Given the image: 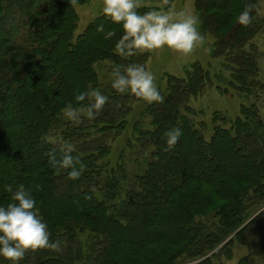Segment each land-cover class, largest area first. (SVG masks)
Returning a JSON list of instances; mask_svg holds the SVG:
<instances>
[{
  "label": "trees",
  "instance_id": "trees-1",
  "mask_svg": "<svg viewBox=\"0 0 264 264\" xmlns=\"http://www.w3.org/2000/svg\"><path fill=\"white\" fill-rule=\"evenodd\" d=\"M259 1L194 0L222 70L192 63L184 77H164L162 102L148 103L111 86L114 67L148 61L145 51H115L122 25L100 14L75 34L76 8L89 0H0V206L11 202L5 185L24 184L50 242H62V251H29L18 264H213L231 257L233 240L264 258V80L252 41L264 28ZM248 5L254 19L242 26L236 17ZM210 86L250 102L234 119L214 112L205 121L188 102ZM89 88L109 100L76 124L63 109L78 107L75 96ZM174 127L182 135L165 151ZM65 142L86 165L75 181L46 155L59 158Z\"/></svg>",
  "mask_w": 264,
  "mask_h": 264
},
{
  "label": "clouds",
  "instance_id": "clouds-1",
  "mask_svg": "<svg viewBox=\"0 0 264 264\" xmlns=\"http://www.w3.org/2000/svg\"><path fill=\"white\" fill-rule=\"evenodd\" d=\"M73 5L77 0H71ZM167 4V0H164ZM142 7L141 0H103L102 12L115 24L122 25L123 36L115 45V51L121 56H134L138 52L156 51L168 48L181 56L191 55L197 47L205 43L206 37L198 30L199 17L190 9L176 10L174 8H159L138 12ZM252 5H248L238 17L237 22L248 26L254 17L251 15ZM97 31L103 32L100 25ZM114 35L107 32L106 38ZM112 88L119 93L130 92L137 98L148 103L162 102L163 97L155 84L154 74L142 65L128 64L125 67L113 68ZM88 103H83L85 100ZM78 107L68 103L63 109V115L70 121L79 124L82 117L95 119L108 102L109 97L100 90L89 88L75 96ZM167 148L176 145L182 135L178 127L165 132ZM51 143L52 138L46 137ZM75 146L65 142L61 146V155L57 158L55 150L46 153L53 169H67L70 180H78L86 165L79 156H74ZM5 191L11 193V202L7 206H0V257L18 264L25 253L39 249L62 251V242H50V233L47 225L42 222L36 200L24 184L15 188L11 184L5 185ZM95 192L93 186L90 189ZM91 199V196H87Z\"/></svg>",
  "mask_w": 264,
  "mask_h": 264
},
{
  "label": "rangeland",
  "instance_id": "rangeland-1",
  "mask_svg": "<svg viewBox=\"0 0 264 264\" xmlns=\"http://www.w3.org/2000/svg\"><path fill=\"white\" fill-rule=\"evenodd\" d=\"M142 7L145 8H174L181 10L188 8L194 10V0H164L151 1L141 0ZM103 0H89L83 6H78L76 12L78 15L77 29L75 34L78 35L84 29L91 19L103 14ZM195 13V12H194ZM258 13L264 24V0L259 1ZM197 15V13H195ZM199 30V25H198ZM200 31V30H199ZM205 43L196 48V50L189 56H181L178 53L163 48L156 51H145L148 53V61L146 70L151 71L155 76V84L157 89L163 86L166 75H173L175 77H184V70L192 63H199L203 67L208 68L212 73H219L222 70L221 60L213 58L210 54V44L213 39L205 36ZM257 51V65L260 77L264 80V28L259 34L255 35L252 40ZM250 100L238 96L237 94H221L215 86H210L196 99L189 101L190 107L196 111L202 112L200 115L203 120L207 121L212 113L219 112L229 119H234L238 116L241 104L249 103ZM259 113L262 121L264 122V101L259 106ZM260 210H255L256 214ZM231 257L225 258V255L220 256L218 259L212 261L213 264H237L244 257H249L253 264H264V258L259 254L256 249H248L246 246L240 245L234 240L231 241Z\"/></svg>",
  "mask_w": 264,
  "mask_h": 264
}]
</instances>
